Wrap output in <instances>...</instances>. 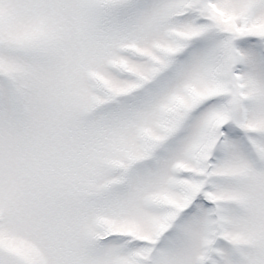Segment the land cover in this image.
<instances>
[{"label":"snow or ice","instance_id":"snow-or-ice-1","mask_svg":"<svg viewBox=\"0 0 264 264\" xmlns=\"http://www.w3.org/2000/svg\"><path fill=\"white\" fill-rule=\"evenodd\" d=\"M0 264H264V0H0Z\"/></svg>","mask_w":264,"mask_h":264}]
</instances>
